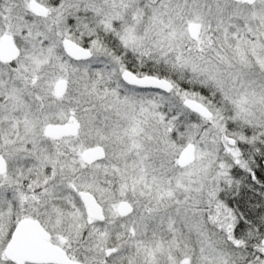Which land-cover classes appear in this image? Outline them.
<instances>
[{
    "label": "snow or ice",
    "instance_id": "obj_1",
    "mask_svg": "<svg viewBox=\"0 0 264 264\" xmlns=\"http://www.w3.org/2000/svg\"><path fill=\"white\" fill-rule=\"evenodd\" d=\"M0 264H264V0H0Z\"/></svg>",
    "mask_w": 264,
    "mask_h": 264
}]
</instances>
